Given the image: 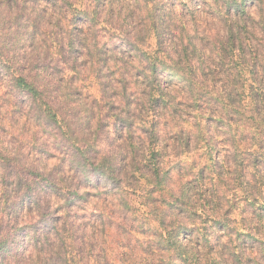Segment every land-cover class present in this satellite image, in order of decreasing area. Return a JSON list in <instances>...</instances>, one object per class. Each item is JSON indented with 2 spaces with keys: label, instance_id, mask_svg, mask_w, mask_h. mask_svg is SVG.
Segmentation results:
<instances>
[{
  "label": "clouds",
  "instance_id": "1",
  "mask_svg": "<svg viewBox=\"0 0 264 264\" xmlns=\"http://www.w3.org/2000/svg\"><path fill=\"white\" fill-rule=\"evenodd\" d=\"M0 264H264V0H0Z\"/></svg>",
  "mask_w": 264,
  "mask_h": 264
}]
</instances>
